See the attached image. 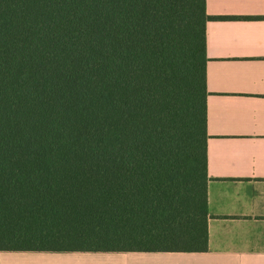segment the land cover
<instances>
[{
	"label": "trees",
	"instance_id": "16d2710c",
	"mask_svg": "<svg viewBox=\"0 0 264 264\" xmlns=\"http://www.w3.org/2000/svg\"><path fill=\"white\" fill-rule=\"evenodd\" d=\"M206 0H0V251L208 247Z\"/></svg>",
	"mask_w": 264,
	"mask_h": 264
},
{
	"label": "crops",
	"instance_id": "0c3cea01",
	"mask_svg": "<svg viewBox=\"0 0 264 264\" xmlns=\"http://www.w3.org/2000/svg\"><path fill=\"white\" fill-rule=\"evenodd\" d=\"M208 247L0 251V264H264V0H206Z\"/></svg>",
	"mask_w": 264,
	"mask_h": 264
}]
</instances>
